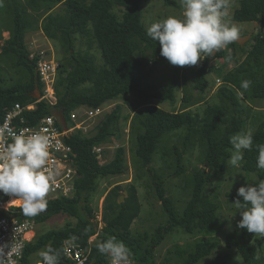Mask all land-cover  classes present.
<instances>
[{
	"label": "trees",
	"instance_id": "16d2710c",
	"mask_svg": "<svg viewBox=\"0 0 264 264\" xmlns=\"http://www.w3.org/2000/svg\"><path fill=\"white\" fill-rule=\"evenodd\" d=\"M13 14L14 25L9 30L10 37L5 40L1 57L12 60L18 68L20 78L12 85L5 86V79L0 74V122L6 111L16 103L27 104L33 100L36 89L42 90L36 66L39 56L30 59L31 52L26 45V34L34 27L28 7L21 0H8ZM145 0H29L28 5L36 11L47 7L51 10L63 2L65 13H50L44 18L42 29L45 35L60 44L70 53V57L61 63L56 91L58 104L52 106L46 101L37 103L34 110L26 111L29 124H35L43 117L63 112L66 120L78 107L97 108L105 103L126 97L128 108L134 112L132 117L133 131H138L135 154L143 167H147L153 176V186L167 215L165 224L156 227L153 233L134 234L132 225L142 211L138 187L135 183L118 184L106 194L103 204L105 225L100 229L96 221L94 195L99 188V181L114 175H122L127 170L126 149L117 148L110 162L102 163L95 152V147L106 144L119 136V121L122 119V106H115L103 119L95 134L85 136L81 130L66 137V142L76 153L75 163L79 176L76 179V191L73 196H61L48 199L47 210L38 216L30 217L38 223H45L59 214H67L77 223H68L63 228L50 229L39 233L29 242L25 252V264H30V256L40 252L46 246L61 249L77 237L75 244L89 247L90 260L87 264H108L110 258L101 255L96 243L115 237L122 241L132 253V259L140 264H199L210 256L220 245V239L212 235L224 224L221 217V205L217 196H205L206 185L211 176L206 168H198L188 179L190 197L182 213L167 194L163 174L157 172L152 164L159 146L165 136L178 129L186 128L182 146L173 145L174 161L168 164L172 175L181 176L186 171L185 156L199 136L203 142L204 163L207 168L223 172L227 169L232 146L229 138L246 127L245 100L264 98V31L256 36L254 45L246 55L245 61L233 70L220 76L224 83L218 91L220 103L209 105L201 116L194 112L192 105L180 111H168L155 104L154 100L176 102V90L180 87V76L176 72L172 79L156 84L151 81L148 70L150 61L158 62L160 45L151 40L143 22V4ZM166 5L179 8L175 0H164ZM118 9V10H116ZM234 20L238 22H259L264 25V0H242L234 11ZM92 34L101 49L104 65L98 66L96 59L89 51L77 48V35ZM1 37V36H0ZM229 46L241 51L245 48L237 42ZM148 52V55L146 51ZM231 56L226 49L218 51L216 58ZM139 64V69L133 65ZM211 68V69H210ZM210 69V70H209ZM217 70L211 66V59L203 61L196 70H191V82L195 90L204 91L208 86L207 73ZM251 82L248 89H243V81ZM186 96L183 102L188 104ZM254 145L251 151L245 152L242 169L254 173L257 184L264 180V170L257 168V145H264V121L253 133ZM168 154V153H166ZM129 195L121 202L124 191ZM237 190L227 196L233 203L237 199ZM17 205V204H15ZM16 215L26 218L21 207H11L10 211H0L1 217ZM181 228L187 234L198 232L210 235L207 239L196 242L193 249H182L181 259L158 262L154 251L158 245L173 232ZM97 235L91 242V238ZM228 247H235L246 264H260L258 250L252 242L251 233L246 229H236L226 235ZM65 254H61L60 264H68ZM213 264H227L217 260Z\"/></svg>",
	"mask_w": 264,
	"mask_h": 264
},
{
	"label": "rangeland",
	"instance_id": "374dc122",
	"mask_svg": "<svg viewBox=\"0 0 264 264\" xmlns=\"http://www.w3.org/2000/svg\"><path fill=\"white\" fill-rule=\"evenodd\" d=\"M27 7L30 14V18L34 23V27L26 34V45L31 54H42L47 59H55L60 63L67 60L70 57V53L60 44L59 41L49 39L43 29L42 25L44 18L50 13H65V5L63 2L56 4L51 10L47 7H43L41 10L36 11L28 5L29 0H21ZM179 5V8L173 5H166L164 0H145L143 4V22L148 28L151 23L162 20L168 16H176L182 18L183 8L180 4V0H175ZM242 0H235L234 7L229 9V14L225 18V21L229 24H235L240 30L241 36H250V39L245 42L243 47L245 50L241 51L237 47L228 46L227 52L230 54L232 51L236 52V58L227 60L225 58H211V66H215L217 70H211L207 73L208 86L204 91L200 92L195 90L193 83L191 82V70H196L200 67L201 63L197 66H173L166 58L161 57L158 62L150 61L148 64V70L151 73V81L156 84H162L172 79L173 75L177 72L180 76V87L176 90V102L154 100L155 104L168 111H180L187 105H192L191 108L194 112L204 115L205 109L209 105L219 104L220 99L218 91L223 85L224 80L220 76V73H225L233 70L240 63L245 61L246 55L254 45L256 36L263 34L264 25L259 22H238L234 20V11L240 6ZM118 10V9H116ZM14 20L13 14L9 8L8 0H0V54L2 52L1 46L4 45L5 40L10 37L9 30L13 27ZM77 48L81 51H89L96 59V64L100 67L104 65V59L101 49L98 47L93 35H77ZM148 50L146 51L148 55ZM136 69H139V64L133 65ZM211 69V68H210ZM209 69V70H210ZM0 74L5 79V86L12 85L20 78V71L16 68L12 60L1 57L0 55ZM35 94V93H34ZM38 95V94H37ZM188 96L190 98L188 104L183 102V99ZM244 105L246 106V127L244 131L251 130L256 132L259 125L264 121V98L245 100L242 94L239 93ZM117 105L122 106V119L119 121V136L104 144V159L102 163L110 162L117 150V148L124 146L126 149V161L127 170L122 175H114L108 178H102L99 181V188L94 195V204L96 207V221L101 229L105 222L103 220V204L106 194L115 185L128 183H135L139 191V199L142 202V211L139 217L132 225V231L134 234L153 233L157 226L165 224L167 221V215L162 206V201L159 200L156 190L153 186V176L148 171L147 167H143L137 160L135 150L137 144L136 135L138 131H133L132 112L127 104L126 97L118 98L117 100L109 101L102 105L105 108V112L86 122L80 130L85 136H91L96 133L97 128L105 116ZM186 134V128L178 129L165 136L162 143L159 146L158 153L155 156V161L152 167L159 173L163 174L165 184L167 188V194L172 197L178 212L182 213L187 200L190 197L188 179L195 170L198 168H206L207 172H210L211 176L206 185L205 196L214 197L217 196V201L221 205L220 214L224 221L223 227L213 233L220 239V247L213 251V253L202 259L199 264H213L217 260H226L227 264H246L242 258L240 252L235 247H228L226 244V235L228 232L239 229L236 227L237 222L241 219L234 204L229 200L227 194L229 192L236 191L241 186H246L258 180V177L254 173H246L242 169L244 160L238 167H233L228 162L227 169L223 172L215 169L207 168L204 163V149L201 137L195 138V144L185 156L186 171L181 176H173L171 170L168 168V164L174 161L173 145L177 144L182 146L183 137ZM246 150L244 151L245 155ZM168 153V154H166ZM203 153V156H202ZM124 200L129 195L128 191H124ZM6 199H10L8 195H5ZM13 199V198H12ZM11 199V200H12ZM123 200V201H124ZM122 201V202H123ZM9 205L17 204L15 201H10ZM19 207V206H17ZM68 223H77V219L67 214H59L54 216L51 220L45 223L36 222L34 228L35 237L44 231L50 229L63 228ZM210 235L198 232L191 235L185 233L181 228H176L173 232L169 233L166 238L158 245L154 251L155 259L158 262H164L167 260L178 261L181 259L180 252L182 249L191 250L194 248L197 241L201 239H207ZM33 239V240H34ZM252 242L256 245L258 250V260L260 264H264V237L254 235L251 233ZM40 259L39 252L30 256V262L36 264V261Z\"/></svg>",
	"mask_w": 264,
	"mask_h": 264
},
{
	"label": "clouds",
	"instance_id": "9594fccd",
	"mask_svg": "<svg viewBox=\"0 0 264 264\" xmlns=\"http://www.w3.org/2000/svg\"><path fill=\"white\" fill-rule=\"evenodd\" d=\"M235 0H180L182 18L168 16L151 23L147 36L159 43L160 55L173 66H197L218 51L240 41L241 33L235 24L225 18ZM227 60H231L229 55ZM251 82L245 80L241 87L248 89ZM48 129L31 134H17L13 128L0 127V137L9 136L12 142L0 151V192L13 198L25 216L35 217L48 207L47 196L52 190L57 172L47 168L50 152ZM232 154L229 163L238 167L244 159V151H251L254 136L251 130L241 131L229 138ZM257 168L264 170V145H257ZM233 202L241 219L236 227L264 237V180L237 189ZM95 240V237L92 238ZM77 237H71L73 246ZM101 255L110 258L111 264H131L132 253L124 242L115 237L96 243ZM0 247V257L4 255ZM69 247L61 249L46 246L39 252L42 264H60L61 254H70ZM0 264H4L0 259Z\"/></svg>",
	"mask_w": 264,
	"mask_h": 264
},
{
	"label": "built area",
	"instance_id": "2783aa9c",
	"mask_svg": "<svg viewBox=\"0 0 264 264\" xmlns=\"http://www.w3.org/2000/svg\"><path fill=\"white\" fill-rule=\"evenodd\" d=\"M39 56L36 70L40 81L43 84L41 96L36 101L21 104L16 103L10 107L3 116L0 127L8 126L13 128L17 134H31L34 131L48 129L50 138L49 152L50 159L47 165L49 170L57 172L52 190L48 194V199H56L61 196H73L76 191V179L79 176L75 164L76 153L71 145L66 142V137L76 133L82 126L102 115L105 112L103 106L97 108L86 107L83 111L74 110L70 114L68 129L65 130L60 120L55 115H49L36 124H28L25 117L26 111L35 109L39 101H46L53 107L58 104L59 97L56 91V83L61 68V63L55 59H47L44 55L30 54V59ZM12 142L9 136L0 137V151ZM95 152L98 158L104 159V144L96 146ZM9 199L0 192V211H10L12 206H8ZM36 221L30 217L19 218L16 215L10 217L0 216V247H4V255L0 257L4 264H25V252L29 242L33 241L36 232L34 228ZM32 233L31 236L29 234ZM97 237V235L93 236ZM92 237V238H93ZM91 238V242L94 240ZM71 249L70 254H65L68 264H87L90 260L91 250L89 247H80L69 242L65 245ZM36 264H42L41 258ZM108 264H111L109 261ZM131 264H140L131 258Z\"/></svg>",
	"mask_w": 264,
	"mask_h": 264
},
{
	"label": "water",
	"instance_id": "95a60500",
	"mask_svg": "<svg viewBox=\"0 0 264 264\" xmlns=\"http://www.w3.org/2000/svg\"><path fill=\"white\" fill-rule=\"evenodd\" d=\"M242 37V36H241ZM250 39V36H244L240 39V41H237L238 44L240 45H244L246 41H248ZM37 92L39 93L38 95H34L33 97H39L40 96V89H37ZM56 117L60 120L61 124L63 125L64 129L67 130L68 129V122L65 118V116L63 115V112H58L55 114ZM124 200V195H121L120 197V201L122 202Z\"/></svg>",
	"mask_w": 264,
	"mask_h": 264
},
{
	"label": "crops",
	"instance_id": "0c3cea01",
	"mask_svg": "<svg viewBox=\"0 0 264 264\" xmlns=\"http://www.w3.org/2000/svg\"><path fill=\"white\" fill-rule=\"evenodd\" d=\"M42 91H43V88H42V90H40V96H41V92H42ZM34 93H35V94H34ZM34 93H33V96L39 94V93L37 92V89L35 90ZM33 96H32V97H33ZM40 96L37 97V98H36V97H33V100L30 101V102L36 101L37 99L40 98ZM30 102H29V103H30ZM39 102H41V101H39ZM39 102H38V103H39ZM35 108H36V107H35ZM85 108H86V106H81V107L76 108L75 110L83 111ZM33 110H34V109H33ZM73 111H74V110H73ZM57 113H58V112H57ZM48 116H49V115H48ZM55 116H56V115H55ZM25 117H26V115H25ZM45 117H47V116H45ZM45 117H43V118H45ZM43 118H42V119H43ZM26 119H27V121H28V118H27V117H26ZM42 119H41V120H42ZM38 122H39V121H38ZM38 122H37V123H38ZM67 122H68V121H67ZM28 124H29V123H28ZM35 124H36V123H35ZM31 125H33V124H31ZM75 164H76V163H75ZM76 166H77V165H76ZM12 207H15V206H12ZM16 207H17V206H16ZM30 264H32V262H31Z\"/></svg>",
	"mask_w": 264,
	"mask_h": 264
},
{
	"label": "bare ground",
	"instance_id": "6f19581e",
	"mask_svg": "<svg viewBox=\"0 0 264 264\" xmlns=\"http://www.w3.org/2000/svg\"><path fill=\"white\" fill-rule=\"evenodd\" d=\"M11 199H12V198H10V199L8 200V202H7V205H8V206H19V207H20V205H19V204H17V205H14V204H12V205H9L8 203L11 201ZM31 235H32V233H30V234H29V236H31Z\"/></svg>",
	"mask_w": 264,
	"mask_h": 264
}]
</instances>
